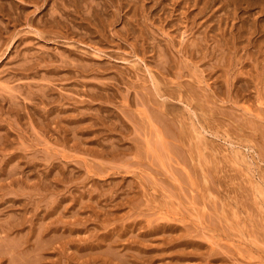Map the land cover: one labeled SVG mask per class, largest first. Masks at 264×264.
<instances>
[{
  "label": "rangeland",
  "instance_id": "obj_1",
  "mask_svg": "<svg viewBox=\"0 0 264 264\" xmlns=\"http://www.w3.org/2000/svg\"><path fill=\"white\" fill-rule=\"evenodd\" d=\"M12 263L264 264V0H0Z\"/></svg>",
  "mask_w": 264,
  "mask_h": 264
},
{
  "label": "bare ground",
  "instance_id": "obj_2",
  "mask_svg": "<svg viewBox=\"0 0 264 264\" xmlns=\"http://www.w3.org/2000/svg\"><path fill=\"white\" fill-rule=\"evenodd\" d=\"M176 136H177V134H176ZM24 253V252H23ZM31 263V262H30ZM34 263H35V261H34ZM13 264V263H12ZM41 264V263H40Z\"/></svg>",
  "mask_w": 264,
  "mask_h": 264
}]
</instances>
